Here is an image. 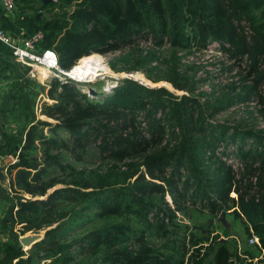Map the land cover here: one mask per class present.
<instances>
[{
    "label": "trees",
    "instance_id": "16d2710c",
    "mask_svg": "<svg viewBox=\"0 0 264 264\" xmlns=\"http://www.w3.org/2000/svg\"><path fill=\"white\" fill-rule=\"evenodd\" d=\"M60 8L59 24L53 19L36 30L45 32L43 44L58 52L61 66L67 70L75 68L84 56L117 51L136 38L150 40L157 47L168 43L176 49L198 50L216 40L224 53L245 66L258 102L264 105V0H61ZM254 9L262 10L259 21L253 18ZM147 76L154 82L167 80L179 91L190 90L188 78L176 67L164 77ZM48 96L55 102H43L40 114L57 122L38 118L35 103L29 104L24 107V124L8 138L7 145L11 148L8 154L17 155V161L8 167L12 192L6 203V217L0 223L2 230L6 232L8 224L14 230L18 227L20 234L47 229L36 245L61 253V258L67 261L69 245L58 247V233L63 225L59 222L77 219L96 209L100 219L121 220L105 222L88 234L82 240L88 253L101 255L106 264H183V258L164 253L152 242L147 230L132 223L138 220L150 224L154 211L163 214L160 229L165 228V218L174 220L181 206L174 209L169 206L168 188L153 181L160 180L173 166L175 171L166 178L171 192L194 203L201 199L212 215L230 210L229 213L246 223L248 238L256 235L264 247V148L258 149L261 134L250 132L257 139L248 147L233 137L239 150L233 156L241 160L243 168L240 176L231 161L221 162L217 175L214 174L216 191L208 192L200 187L188 196L191 177L204 173L198 156L213 149L216 139L214 136L215 139L208 140L213 130L199 98L131 79L113 92L90 97L70 83L60 84L55 80ZM234 102L230 98L227 105ZM140 113L145 115L141 122ZM61 127L72 133L71 144L59 140ZM168 134L169 145L162 146ZM92 145L104 157L124 162L126 169L117 173L119 178L113 179L110 172L74 173V179L67 183L69 186L49 193L63 182L48 176L50 165L58 164L64 171L75 170L71 164L62 163L60 154L52 150L62 148L76 153ZM129 159L130 162H125ZM184 171L188 174L182 183ZM202 193L204 196L200 198ZM154 194L161 195L160 203L150 198ZM70 205L73 208L66 210ZM56 223L57 226L50 228ZM18 252H4V259L37 263L32 256L25 259ZM232 253L227 243H221L211 263L232 264ZM195 255H201V250L197 249ZM207 256L208 253H203L196 264H204ZM38 257L43 256L38 254Z\"/></svg>",
    "mask_w": 264,
    "mask_h": 264
},
{
    "label": "rangeland",
    "instance_id": "374dc122",
    "mask_svg": "<svg viewBox=\"0 0 264 264\" xmlns=\"http://www.w3.org/2000/svg\"><path fill=\"white\" fill-rule=\"evenodd\" d=\"M261 14L262 10L254 9L255 17L252 15L251 17L259 21ZM52 17L51 20L59 19L60 15L55 14ZM62 20L64 21V19ZM249 22L251 21L249 20ZM57 24H59V20ZM132 42L117 51L106 54L98 53L101 56L102 63L105 65L104 69L83 71L79 60L71 73L77 81L70 82V84L74 85L88 97L91 96V91H88V87L96 89V95L106 94L113 92L114 89L125 84L128 79L155 88L165 87L174 94H192L202 101L203 113L211 124L213 133L209 135L208 140L212 141L215 139L214 136L216 139L214 140L215 147L213 149H208L207 152L202 151L198 156L199 166L204 173L196 178L191 177L192 186L189 189L188 196L200 187L205 188L208 192L214 193L216 191V187L213 184L221 162L231 161L238 171V176H240L243 168L241 160L233 156L234 152L237 151L239 153L238 147L236 150L233 137H237L245 147H248L254 144L257 139L255 135H250V132L261 134L263 137L258 141V149L264 148V105L258 102L259 98L252 88V77L248 75L245 66L237 64L224 53L220 48L221 45L216 40L209 41L206 48L200 50L197 48L176 49L168 43L157 47L150 40L144 38H136ZM17 64L20 65L18 62L13 63L14 69L18 68ZM20 67L24 68L21 65ZM173 67L178 68L179 72L188 78L190 90L179 91L167 80L154 82L147 76V74L158 77L167 76ZM41 70L46 74V70ZM20 73L22 72L20 71ZM79 73L85 76L80 77L78 76ZM55 80L63 84V81L59 79H51L49 82H45V85L36 82V85L30 88L32 96L28 98L27 103L33 105L36 95L40 91L44 92L45 101L50 103L55 102V99L48 96V90ZM166 82L170 86L165 85L164 83ZM262 93L264 94V88ZM230 98H234L235 102L227 105ZM42 105L43 103L38 105L39 112ZM160 115L161 113L159 112L158 116ZM42 119L57 122L47 116L42 117ZM144 119V113H140L138 121L141 122ZM45 132L48 135L50 134L48 128L45 129ZM166 137L167 139L163 142L162 146L167 147L169 145L167 141H170L171 136L168 134ZM58 138L59 140H67L70 144L73 141L72 133L64 127L59 128ZM10 149L8 145L1 146L0 155L7 156ZM52 152L59 153L62 163L71 164L75 170L72 171L71 168H68L64 171L58 164L50 165L48 176L50 178H59L63 182L50 189L49 192H52L56 188L69 186L67 183L74 179V173L81 175L84 171L87 174L93 171L99 173L110 172L114 175V179L119 178V176H116L118 172L126 169L124 162H116L104 157L96 145H92L86 150H78L76 153L62 148H54ZM77 153H80L82 157L77 156ZM39 156L43 158L42 152L39 153ZM130 161L129 159L125 162ZM174 171L175 167L171 166L164 175L160 176V180H153L156 183H163L168 188L166 200L169 206L173 209L177 208V205L181 206V209L177 210L174 220L171 221L169 217L165 218V228L160 229L159 223L162 221L163 214H157L154 211L150 215V224L146 225L138 222V220H134L132 221L133 225L139 229L147 230V234L152 242L164 253L172 255L176 259L183 258L185 260L199 249L201 252L208 253L204 264H212L213 257L221 243H227L233 252L236 250L237 239L246 247L248 235L244 220L236 217L233 213H229L230 210L222 211L217 216L212 215L208 208L202 204L201 199L197 203H194L191 200L186 201L179 197V194L171 192V187L168 185L166 178H170ZM215 173L216 175H214ZM187 174V171L182 173V183ZM235 194L232 192L233 196ZM202 196H204V193H202L200 198ZM150 198L155 203H160L161 201V195L158 194H154ZM162 206L166 205L163 203ZM71 208H73V205L66 207V210H70ZM96 212L97 210L93 209L77 219L68 221H65V219L59 222L63 223V225L58 233L60 240L58 247L69 245L70 260L64 261L61 258V253L55 254L47 251L44 246L36 245V242L30 244L22 242V238L26 236H37L43 239L47 229L20 234L17 232L18 227L14 230L13 225L8 224L6 232L10 235V241L0 244V246L4 245L0 249L3 251V254L4 252L15 254L19 251L23 253L22 257L25 259L28 256H32V259L37 261L36 264H106L102 260L101 255L88 253L87 247L83 245L82 240L105 222L117 221V219L121 220V218L100 219L96 215ZM57 224H54L50 228L57 226ZM167 233L168 236H166ZM38 254L43 257H38ZM47 256L50 258H44ZM27 261V259L26 261H20L19 259L5 258L2 264H28Z\"/></svg>",
    "mask_w": 264,
    "mask_h": 264
},
{
    "label": "crops",
    "instance_id": "0c3cea01",
    "mask_svg": "<svg viewBox=\"0 0 264 264\" xmlns=\"http://www.w3.org/2000/svg\"><path fill=\"white\" fill-rule=\"evenodd\" d=\"M60 3L61 0L58 3L53 0H17L16 13L8 14L0 0V29L9 32L14 39L22 40V31L24 34H31L38 27L50 21L53 15L60 14L62 12ZM17 62L7 47L0 43V128L4 134L1 146L7 145L8 138L16 134L24 124L26 117L24 107L29 106L27 100L32 96L30 88L36 85V82L45 85L44 82L30 77L28 67L22 63L18 62L24 68L17 64L18 68L14 69L13 63ZM38 94L34 101L35 109L38 118H42L44 115L40 114L38 105L43 103L46 97L43 91ZM3 161H0V223L6 217V203L12 192ZM3 247L4 245L0 246V248ZM2 252L0 249V264L5 257Z\"/></svg>",
    "mask_w": 264,
    "mask_h": 264
},
{
    "label": "built area",
    "instance_id": "2783aa9c",
    "mask_svg": "<svg viewBox=\"0 0 264 264\" xmlns=\"http://www.w3.org/2000/svg\"><path fill=\"white\" fill-rule=\"evenodd\" d=\"M58 3L60 0H53ZM4 10L8 14H15L17 10V0H2ZM23 39L16 40L13 36L4 29H0V43L7 47L14 58L28 67L30 77L41 82H49L51 79H59L63 83L77 81L71 74L74 67L67 70L61 66L58 52L53 47H46L43 42L45 40V32L42 29L36 30L31 34H24ZM219 45L220 43L217 42ZM98 54V53H92ZM91 55V54H90ZM100 56V54H98ZM41 69L46 70V74ZM4 141V134L0 128V147ZM4 161L5 171L8 172V167L11 163L17 161V155L8 154L2 157L0 161ZM10 241V235L0 227V244H5ZM236 250L232 253V264H263L264 263V247L259 238L252 235L248 238L246 247L237 239ZM196 253V252H195ZM192 253L190 257L183 261V264H196V261L203 256Z\"/></svg>",
    "mask_w": 264,
    "mask_h": 264
},
{
    "label": "bare ground",
    "instance_id": "6f19581e",
    "mask_svg": "<svg viewBox=\"0 0 264 264\" xmlns=\"http://www.w3.org/2000/svg\"><path fill=\"white\" fill-rule=\"evenodd\" d=\"M80 65L82 66L83 71L105 68V65L101 61V56H99L98 54H91L84 56L83 58L80 59ZM78 76L83 77L85 75L79 73ZM88 91H96V89L88 87Z\"/></svg>",
    "mask_w": 264,
    "mask_h": 264
},
{
    "label": "water",
    "instance_id": "95a60500",
    "mask_svg": "<svg viewBox=\"0 0 264 264\" xmlns=\"http://www.w3.org/2000/svg\"><path fill=\"white\" fill-rule=\"evenodd\" d=\"M56 23H58V20H56ZM146 86H149V87H153V86H150V85H147V84H145ZM91 94L92 95H96L97 94V92L96 91H91ZM50 193V192H49ZM49 193L48 194H46V196H43V197H47L48 195H49ZM42 238H39V237H37V236H34V237H29V236H26V237H24V238H22V242L24 243V244H30V243H32V242H38L39 240H41Z\"/></svg>",
    "mask_w": 264,
    "mask_h": 264
}]
</instances>
